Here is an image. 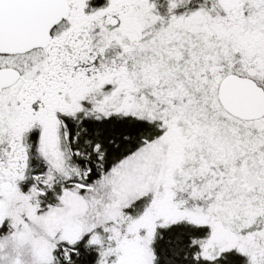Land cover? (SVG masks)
Instances as JSON below:
<instances>
[{
    "label": "snow or ice",
    "instance_id": "1",
    "mask_svg": "<svg viewBox=\"0 0 264 264\" xmlns=\"http://www.w3.org/2000/svg\"><path fill=\"white\" fill-rule=\"evenodd\" d=\"M0 264H264V0H0Z\"/></svg>",
    "mask_w": 264,
    "mask_h": 264
}]
</instances>
